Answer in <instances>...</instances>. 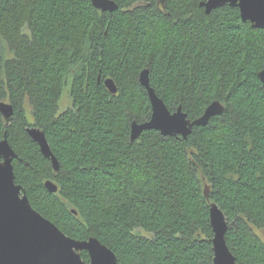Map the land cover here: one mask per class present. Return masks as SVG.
I'll list each match as a JSON object with an SVG mask.
<instances>
[{"label":"trees","instance_id":"1","mask_svg":"<svg viewBox=\"0 0 264 264\" xmlns=\"http://www.w3.org/2000/svg\"><path fill=\"white\" fill-rule=\"evenodd\" d=\"M114 1L100 11L90 0H0V101L14 110L8 125L0 114V140L17 154L15 182L65 234L96 237L117 264H213L209 202L237 263L264 264V27L229 5L206 13L201 0ZM144 68L171 111L192 120L218 100L223 112L186 138L148 129L130 140L132 120L151 114ZM30 125L45 132L58 171Z\"/></svg>","mask_w":264,"mask_h":264},{"label":"water","instance_id":"2","mask_svg":"<svg viewBox=\"0 0 264 264\" xmlns=\"http://www.w3.org/2000/svg\"><path fill=\"white\" fill-rule=\"evenodd\" d=\"M90 1L100 11H113L118 7L114 0ZM159 2L163 4L164 0ZM224 5L237 7L241 20L249 22L251 27H264V0L199 2L206 13ZM257 76L264 87V68ZM138 81L147 91L151 114L145 121L132 120L130 140L136 139L142 131L148 129H156L164 136L186 138L194 126L205 125L211 117L224 110V105L214 100L199 117L191 120L180 105L174 111L167 107L150 85L147 68L140 71ZM103 83L111 93L117 92V85L112 78H104ZM0 114L8 125L14 114L12 104L0 101ZM26 131L38 144L41 153L50 160L53 169L58 171V160L43 129L30 125ZM16 157V152L4 135L0 140V264H117L114 252L99 239L94 236L84 240L72 238L32 207L22 186L15 182L12 161ZM44 186L50 192L57 191V185L50 179L44 182ZM204 193L208 197L206 188ZM209 219L213 232V264H239L226 244L227 222L215 202H209ZM81 250L87 251L88 263L81 258Z\"/></svg>","mask_w":264,"mask_h":264},{"label":"rangeland","instance_id":"3","mask_svg":"<svg viewBox=\"0 0 264 264\" xmlns=\"http://www.w3.org/2000/svg\"><path fill=\"white\" fill-rule=\"evenodd\" d=\"M70 104L69 97L67 94V88H64V91L61 96V100L59 102L60 110L66 108Z\"/></svg>","mask_w":264,"mask_h":264},{"label":"bare ground","instance_id":"4","mask_svg":"<svg viewBox=\"0 0 264 264\" xmlns=\"http://www.w3.org/2000/svg\"><path fill=\"white\" fill-rule=\"evenodd\" d=\"M193 120V119H192Z\"/></svg>","mask_w":264,"mask_h":264}]
</instances>
